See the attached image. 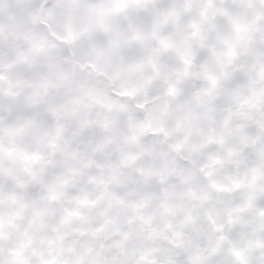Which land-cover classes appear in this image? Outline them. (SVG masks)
<instances>
[{"label": "clouds", "instance_id": "9594fccd", "mask_svg": "<svg viewBox=\"0 0 264 264\" xmlns=\"http://www.w3.org/2000/svg\"><path fill=\"white\" fill-rule=\"evenodd\" d=\"M0 264H264V0H0Z\"/></svg>", "mask_w": 264, "mask_h": 264}]
</instances>
